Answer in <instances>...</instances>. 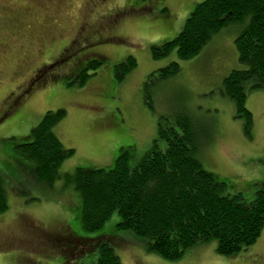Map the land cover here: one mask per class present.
<instances>
[{"label": "rangeland", "instance_id": "1", "mask_svg": "<svg viewBox=\"0 0 264 264\" xmlns=\"http://www.w3.org/2000/svg\"><path fill=\"white\" fill-rule=\"evenodd\" d=\"M201 1L0 0V178L7 194V209L0 214V264L87 263L94 257L93 245L103 241L121 264H264V228L255 244L236 255L217 254L213 240L174 261L148 252L128 231L118 230L116 214L100 230L87 232L71 184L62 178L47 185L33 181V162L15 148L46 111L62 108L66 116L54 132L74 154L61 163L60 174L77 167L110 169L121 148L128 151L132 167L151 147L159 121L174 125L184 118L203 168L227 184L226 194L240 193L251 201L256 184L264 182V91L246 96L250 137L234 102L221 92L223 79L243 67L234 42L241 28L220 29L188 60L175 52L151 57V46L175 37ZM129 5L148 12L126 14L113 30L119 37L103 39L104 29L112 28ZM128 56L136 67L119 82L115 65ZM93 59L100 60L97 69L87 72L82 85L72 83ZM43 61L50 63L48 70L17 97ZM171 61L179 63L180 71L149 86V108L144 84L151 72ZM10 92L16 97L12 103Z\"/></svg>", "mask_w": 264, "mask_h": 264}, {"label": "trees", "instance_id": "2", "mask_svg": "<svg viewBox=\"0 0 264 264\" xmlns=\"http://www.w3.org/2000/svg\"><path fill=\"white\" fill-rule=\"evenodd\" d=\"M237 25L235 48L243 65L222 82L221 92L231 99L244 118V133L250 137L252 113L246 107L251 90L264 91V0H203L186 18L180 32L160 45H152L151 57L162 59L175 52L180 60L200 53L214 33ZM100 61V60H99ZM91 60L72 83L82 85L100 62ZM136 67L128 56L115 65L120 82ZM180 71L177 61L151 72L144 84V100L152 108L149 86ZM90 74V73H89ZM66 116L62 108L46 111L16 149L32 161V180L50 184L62 178L81 200V226L87 232L100 230L116 214L118 230L128 231L145 250L174 261L197 244L216 241V253L230 257L255 244L264 228V182L256 184L254 197L245 201L240 193L226 194L227 184L205 170L196 157L190 125L184 118L172 124L159 121L157 136L135 166L121 148L112 168L84 169L60 174L61 163L74 154L54 132ZM177 126V127H175ZM264 163V162H263ZM7 209V194L0 178V214ZM94 257L82 264H121L107 242L93 245Z\"/></svg>", "mask_w": 264, "mask_h": 264}, {"label": "flooded vegetation", "instance_id": "3", "mask_svg": "<svg viewBox=\"0 0 264 264\" xmlns=\"http://www.w3.org/2000/svg\"><path fill=\"white\" fill-rule=\"evenodd\" d=\"M43 0H39V2H42ZM44 1H46L47 3L48 2H51L52 0H44ZM130 7V8H129ZM145 12H148V9H147V11L143 8V9H139V8H137V7H132V6H126V7H124V8H122V10H120L119 11V15L116 17V19H114L113 21H112V28H110V29H104V34H102V35H100L103 39H106V40H109V39H112V38H118L119 36H115V35H113V34H115L114 32H113V30L115 29L114 27L115 26H117V23H118V21H119V19H121V18H123V16H125L126 14H131V13H136V14H143V13H145ZM111 19H112V17H111ZM96 34L97 33H95V36H96ZM117 35V34H116ZM97 36H98V34H97ZM38 38V37H37ZM101 38V39H102ZM101 41H103V40H98L97 42H101ZM105 41V40H104ZM26 55V54H25ZM23 58H24V55H23ZM22 60V59H21ZM50 64V63H49ZM49 64H45L44 63V61L43 62H41V65H40V67H37L36 69H37V71H34L32 74H31V76L28 78V82H27V85H26V87H25V89H23L22 91H20L21 93H20V95L19 96H17V97H20L22 94H23V92L26 90V93H27V89H29V90H31V89H33V88H31L32 86H34V85H36L37 83H36V81H37V79H39V77H40V74H41V72L44 70V69H46L47 68V70H48V67H49ZM39 70V71H38ZM28 90V91H29ZM25 93V94H26ZM10 94V98H9V100H11V103L13 102V100L16 98V97H14V96H12V92H10L9 93ZM63 232H65V231H63ZM64 234V233H63ZM66 237H64V239L65 240H68V237H70V235L68 234V233H66L65 232V234H64ZM69 241V240H68ZM71 247V246H70Z\"/></svg>", "mask_w": 264, "mask_h": 264}]
</instances>
